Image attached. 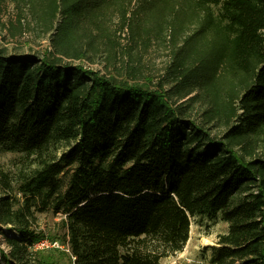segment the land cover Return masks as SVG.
I'll use <instances>...</instances> for the list:
<instances>
[{"label":"trees","instance_id":"trees-1","mask_svg":"<svg viewBox=\"0 0 264 264\" xmlns=\"http://www.w3.org/2000/svg\"><path fill=\"white\" fill-rule=\"evenodd\" d=\"M12 4L4 29L48 44L0 47V153L17 154L0 166V262L161 264L219 217L207 263L264 264V0ZM146 24L172 45L156 84L138 74Z\"/></svg>","mask_w":264,"mask_h":264},{"label":"rangeland","instance_id":"rangeland-1","mask_svg":"<svg viewBox=\"0 0 264 264\" xmlns=\"http://www.w3.org/2000/svg\"><path fill=\"white\" fill-rule=\"evenodd\" d=\"M12 3L13 0H0V47L10 53H39L40 49L48 44L47 37L44 38L32 32L13 36L2 26V23H7L15 13ZM116 19V16H111V20L109 21L110 26H112L111 28L117 27ZM145 29L146 32L143 29L140 30L139 38L137 39L139 42L136 43V52L139 54L140 65V72L138 74L139 78L143 79L144 82L150 79V84H156V82L160 81V75L164 72L166 65L172 59V45L169 42L170 36L166 29L162 31L159 38L155 36L154 31H149L150 25L146 24ZM119 41L122 49L129 46L132 42L126 33L121 34ZM140 41L145 42L140 43ZM91 66L96 69H102V60L99 57L95 58ZM193 109L200 112L205 109V106L196 102L193 105ZM211 131L213 133V130ZM16 155L14 152L0 153V166L7 168L9 160ZM58 221L59 217L50 212L38 213V224L49 236L61 234L62 230L57 225ZM226 229L227 223L219 217L213 221L204 220L202 223L192 221L189 237L183 249L173 255L162 258L160 260L161 264H208L207 258L209 252L205 250V247L215 245L217 235L225 232ZM58 243H61V240ZM41 245L43 244H37V246ZM60 261H66L65 257L61 258ZM0 264L2 263L0 262Z\"/></svg>","mask_w":264,"mask_h":264},{"label":"built area","instance_id":"built-area-1","mask_svg":"<svg viewBox=\"0 0 264 264\" xmlns=\"http://www.w3.org/2000/svg\"><path fill=\"white\" fill-rule=\"evenodd\" d=\"M42 244H44V245H47L48 243H46V242H41ZM52 245H57V243L56 242H54V243H52Z\"/></svg>","mask_w":264,"mask_h":264}]
</instances>
